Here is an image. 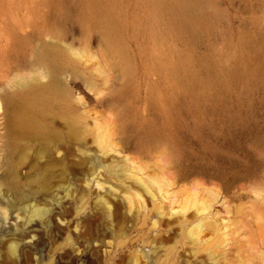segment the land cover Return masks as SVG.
<instances>
[{"label": "rangeland", "instance_id": "obj_1", "mask_svg": "<svg viewBox=\"0 0 264 264\" xmlns=\"http://www.w3.org/2000/svg\"><path fill=\"white\" fill-rule=\"evenodd\" d=\"M0 172V264H264V0H0Z\"/></svg>", "mask_w": 264, "mask_h": 264}, {"label": "bare ground", "instance_id": "obj_2", "mask_svg": "<svg viewBox=\"0 0 264 264\" xmlns=\"http://www.w3.org/2000/svg\"><path fill=\"white\" fill-rule=\"evenodd\" d=\"M38 49V48H37ZM42 56L46 59V61L48 62V63H50L49 62V60H48V58H47V56L45 55V54H42ZM52 73H50V75H51ZM48 75V73L46 74V76ZM54 91H56V89L54 88ZM45 97H47V95H45ZM55 139V138H54ZM55 144H56V142H55ZM52 146V145H51ZM46 147V146H45ZM54 148V147H53ZM10 167V166H9ZM7 168V167H6ZM8 169V168H7ZM6 170V169H5ZM13 170V169H12ZM3 171V170H2ZM1 173V172H0ZM14 174L15 173H13L12 174V176H11V180H10V182H9V185L10 184H15L16 183V179L13 177L14 176ZM2 177V176H1ZM1 181H3V180H1V178H0V194H2L3 193V191L5 190V189H3L4 187V183L3 182H1ZM16 185V184H15ZM21 187V186H20ZM19 187V188H20ZM9 189V188H8ZM13 189V188H12ZM21 189V188H20ZM19 189V190H20ZM7 191H9V190H7ZM17 191H18V189H17ZM6 192V191H5ZM4 192V193H5ZM18 196V195H17ZM15 197V196H14ZM19 197V196H18ZM24 197V196H23ZM26 197V196H25ZM7 198V197H6ZM29 198V197H28ZM5 199V198H4ZM0 200V212H5L6 214L8 213V209L9 208H11V206L12 205H14V204H12L11 206H10V202H9V200ZM10 199V198H9ZM19 200H21V199H19ZM13 202H14V200H13ZM12 202V203H13ZM20 203L22 202V204L24 203L23 201H19ZM18 202V203H19ZM1 203H3V204H6V207L3 205V204H1ZM8 204H9V208L7 207L8 206ZM21 205V204H20ZM19 205V206H20ZM26 205H27V203H26ZM18 206V207H19ZM32 206V205H31ZM13 209V208H12ZM11 210V209H10ZM19 210V209H18ZM28 210V209H27ZM24 211H26L25 209L23 210V212ZM47 211V210H46ZM25 213V212H24ZM45 213V209H41V208H38V209H36L35 210V214L38 216V217H42L43 216V214ZM30 216V215H29ZM14 216H12L11 218H13ZM15 217H17V215L15 216ZM18 217H19V215H18ZM7 218V217H6ZM25 218H27V217H25ZM40 219V218H39ZM7 220V219H6ZM16 220V219H15ZM7 222V221H6ZM31 222H33V219H31ZM39 222V221H38ZM36 223H33L32 225H31V230H33V229H35L34 227L36 226L35 225ZM38 225V224H37ZM30 227V226H29ZM32 236V235H31ZM30 236V237H31ZM17 248H18V243L16 242V243H12L11 244V246H10V249H11V251H12V253H16V251H17Z\"/></svg>", "mask_w": 264, "mask_h": 264}]
</instances>
